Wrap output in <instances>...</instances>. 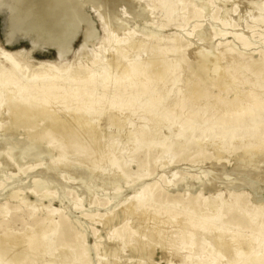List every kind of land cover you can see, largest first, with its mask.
<instances>
[{"label": "bare ground", "instance_id": "6f19581e", "mask_svg": "<svg viewBox=\"0 0 264 264\" xmlns=\"http://www.w3.org/2000/svg\"><path fill=\"white\" fill-rule=\"evenodd\" d=\"M187 1L199 2V7L194 8L195 12L192 16L186 17V20L195 21L187 35L202 38L199 20L204 17L209 8L203 7L201 0H149L152 5L151 8H161L168 13L170 18H173L176 9H179ZM86 2L92 3L90 0H86ZM115 2L117 3V0ZM251 4L256 8L260 6L258 0H254ZM91 6L97 20L104 24L106 32L110 34L112 47L110 49L102 48L103 53L95 67L83 66L82 59L79 57L75 65L66 69L65 72L73 70V73L68 77H65L62 69L53 65L34 62L33 69L35 70L51 69V75L45 84L35 83L26 77L19 79L21 83L17 84L18 89L12 91L11 88H5L7 83L11 84V82H5L1 86L4 93L0 94V109L6 110L12 126L10 131H16V128L20 127L27 137L34 140L33 148H38L41 141L45 140L48 146L56 148L60 154L65 153L71 156L73 160L80 159V162H87V158H94V155L99 151L102 132L120 128L123 129V136H125L121 150H132L134 154L140 152L149 154L152 147L155 148V145H159L162 147L159 156L171 151L170 159H173L179 150L192 142L194 145L193 152L199 151L200 145L215 133L218 127L213 122L202 128H194L186 122L191 119L196 110L217 106L216 108L221 107L224 116L232 119L223 122L227 126L232 122L239 123L242 121L238 128L228 126L229 128L226 130L225 127H222L221 133L228 132L229 139L231 135L235 137L241 133L242 139H240L238 146L247 154L243 141L254 142V133L261 124V122L255 121L256 114L254 116L249 115L254 114H250V112L255 106L264 103V86H259L257 82L253 83V89L257 90L255 93L244 91L239 87L242 92L240 95L236 92L232 99L218 96L212 98L208 87L216 88L219 93L228 94L230 92L228 86L233 82L250 81L247 73L264 74L263 63L262 65L250 63L242 58L237 62L231 57L228 46L218 50L216 47L209 46L206 50L202 48L195 49L193 52L190 50L195 66L193 68L185 66L184 69L178 70L181 65L185 64V57L179 52L178 46H181L182 42L177 41L176 37L163 39L159 43L160 35L152 34L151 36L148 33V35L135 40L134 33L125 30L122 35L124 38L115 41L116 29H114L115 27L112 29V27L114 25L120 28L119 23L116 22L118 17L107 16L105 12L99 9L100 6L93 4ZM82 8L83 5L77 3L76 0H51L50 7L40 14L41 21L51 23V25L48 24L49 29L58 32L64 29H62L64 23L73 26L77 19L83 18L86 32L83 45L80 46V52L88 41L87 32L91 24L88 17L82 12ZM29 9L26 7V10ZM9 11L12 14L13 10ZM25 16L24 14L23 19ZM214 19L211 17L209 21L213 27V33L208 36L210 40L215 38L223 40L229 35L232 38V46H236L241 51L250 50V43L244 35V31L222 32L215 27ZM9 20L10 22L14 21L13 25L10 23L12 29H24L31 25L30 22L18 23L15 21L16 18L12 16L9 17ZM258 22L263 23L264 19L258 20ZM225 23L222 21L223 26L226 25ZM76 27L75 29H77ZM163 27V24L157 26L158 29ZM151 37L155 38V43L151 41ZM260 37L264 45V33ZM62 39L64 38L62 37ZM32 47L33 49L36 48L34 42H32ZM60 49L62 51V48ZM57 54L59 57L64 55L59 51ZM3 56L16 64L18 68L16 73L22 76L23 73L18 67L20 64L14 59L13 54L3 52ZM223 62L227 63L226 67H223ZM209 64L212 66L207 68ZM226 69L229 71L227 75L225 74ZM185 71L189 73V76L186 77L184 83H181L180 75L182 73L185 75ZM209 71L213 74L212 77L208 75ZM0 73L3 74V71L1 70ZM9 79L15 80L7 77L6 81ZM212 80L223 83L219 86L212 85ZM12 84L15 85V83ZM180 84L183 85L180 86ZM210 98L215 101V104L210 101ZM134 116H138L137 120L142 121L145 125H136L132 121ZM235 129L238 132L231 134ZM163 133L171 136L163 137ZM189 133H197L199 136L190 141L186 137ZM112 135L115 134L112 133ZM261 140H264V136H261ZM114 147L116 146L112 145L111 148L102 146L104 153L97 155V157L102 156V161L116 165L118 162L116 156L121 150ZM146 160H149V157ZM157 161L156 163H158ZM147 165V161L140 163L138 172L144 170ZM171 182V180L163 181L167 186ZM34 183L39 182L34 181ZM174 183L173 181L172 185ZM33 192L38 194L41 199L51 196V194H45L36 188ZM228 195L229 198L225 199L222 198V193L207 197L201 194L194 196L188 194L168 200L163 198L161 193L155 189L147 197L143 196L135 200L127 213H133L141 219L138 228L140 233L143 234V228L151 225L153 229L148 231V235L149 238L154 239L155 243L162 244V241H165L163 243L165 247H172L171 244H177L184 250V262L195 257L196 260L193 261L194 263L191 262L192 264H219L223 257H228L227 253L233 252L231 253L234 258L233 263L240 261V264H264V203L253 206L249 202L248 195L244 192H230ZM12 197L17 198L16 194H12ZM20 201L27 209L33 205L23 197L20 198ZM109 202L106 200V203L99 205L107 206ZM59 214L60 219L56 222L52 220L51 216H47L45 219H34L31 216L33 218L32 228L34 229L32 232L30 231L31 227L16 230L10 228L6 223H1L0 264H28L22 261L25 255V247L43 252L45 248L49 247L50 241H45L46 239L42 234H48L50 229L52 232H58L53 243L60 244L64 248L60 254L52 257L53 259L50 260L49 264H64L69 263L70 260L75 261V264H91L86 257L89 248L85 244V236L83 234L72 235L68 229L65 230V218L61 212ZM2 216L4 220L9 218L7 213ZM83 216L89 220L94 217L92 214ZM111 221L112 219L106 213L105 220H98L97 222L102 223V226L105 227L109 226ZM155 223L157 224L155 225ZM114 232L115 236L118 235L119 237L120 231L114 230ZM114 239L116 240V238ZM209 244H212V248L210 251H206ZM66 245L68 246L66 247ZM144 245L140 247L142 248ZM96 248L97 246L93 247L94 250ZM171 256L174 258V255ZM178 256L180 257V255ZM108 260L110 261V259ZM230 261H232L231 258L227 263L232 264ZM187 263L189 262L185 264Z\"/></svg>", "mask_w": 264, "mask_h": 264}, {"label": "rangeland", "instance_id": "374dc122", "mask_svg": "<svg viewBox=\"0 0 264 264\" xmlns=\"http://www.w3.org/2000/svg\"><path fill=\"white\" fill-rule=\"evenodd\" d=\"M76 1L83 5L82 12L91 22L90 29L87 32L88 41L81 52L80 46L83 45L86 32L83 18L77 19L76 24L73 26L64 23L62 26V29H64L61 32L53 31L49 29L51 23H44L40 18V14L50 7L51 0H0V7L4 6L0 8V72L3 71V74L0 73V94L4 93L1 86L8 81L11 84L7 83L5 88H11L12 91L18 89V83H21L19 79L26 77L32 79L35 83L45 84L52 71L51 69L35 70L33 69L34 62L46 63L62 69L65 77L73 73V70L65 71L71 65H75L79 57L82 59L83 66L95 67L96 62L103 53L102 48L110 49L112 42L104 24L97 20L91 4L100 6L99 9L105 12L107 16L118 17L116 22L119 23L120 28L114 25L112 27V29L114 27L116 29L114 33L117 35L115 41L124 38L122 35L125 30L133 32L135 40L148 35V33L151 36L152 34L160 35L159 43L163 39L176 37L177 41L182 42V45L178 48L179 52L185 57V64L181 65L178 70L180 68L184 69L185 66L193 68L195 63L191 55L192 52L199 48L206 50L209 46L216 47L217 50L228 46L231 57L237 62L242 58L250 63L264 64V45L260 37L264 33V22H258V20L264 19V0H258L260 2L258 8L251 4L254 0H201L203 7L209 8V11L199 20L201 26L199 30L202 32V34L200 32L202 38L187 35L195 21L192 19L186 20V17L192 16L195 12L194 8L199 7V2L187 1L179 9L177 8L175 16L170 18L168 13L161 10V8H151L152 5L149 0H117V3L115 0H111V3L110 0H90L92 3H87L86 0ZM26 7L30 9L26 10ZM9 10H13L12 14ZM24 14L26 16L23 19ZM11 16L15 17V21L18 23L30 22V27L12 29L14 21L10 22L9 17L11 18ZM211 17L215 18V27L222 32L244 31V35L250 43V50L241 51L236 46H232V38L229 35L223 40H220V38L210 40L208 36L213 33V27L209 22ZM222 21L226 22L225 26L222 25ZM159 24H163L164 27L158 29ZM46 32L48 33L46 34ZM45 34L48 36L46 37ZM151 41L155 43V38H152ZM32 42L36 44L35 49L32 47ZM60 48H62V51ZM58 51L64 55L59 57ZM3 52L13 54L14 59L20 64L18 67L23 73L22 76L16 73L18 69L16 64L4 57ZM222 64L223 67L227 66L226 62ZM211 66L209 64L207 68ZM248 68L247 70H249ZM228 73L229 71L226 69L225 74ZM208 75L212 77L213 74L209 71ZM188 76L187 71H185V75L182 73L180 75L181 83H184ZM247 76L250 79L249 82H233L228 86L230 89L228 94L225 92L219 93L216 88L212 87H208V91L212 98L218 96L232 99L236 92L239 95L242 92L239 87L244 91L255 93L257 90L253 89V83L257 82L259 86H264V74L247 73ZM7 77L15 80L9 79L6 81ZM12 83H15V85ZM222 83L211 81L212 85L217 86ZM182 85L180 84V86ZM212 98H210V101L215 104ZM216 107L211 106L210 108L196 110L191 119L186 122L194 128H202L212 122L217 124V130L200 145L199 151L193 152L194 145L192 142L179 150L173 156V159H170L171 151L159 156L162 150L159 145H155V148L152 147L149 154L145 152L134 154L132 150H121L125 136H123V129L118 128V130L110 129L102 132L101 147H99V151L94 155V158L86 159L88 163L80 162V159L73 160L71 156L65 153L60 154L56 148L48 146L45 140L41 141L38 148H33L34 140L27 137L20 127H17L16 131H10V128H12L10 119L6 110L1 108L0 224L6 223L10 228L16 230L31 227L30 231L32 232L34 230L32 228L33 218L45 219L47 216H51L52 220L56 222L59 221V212H61L65 218L66 224L63 223L65 230L68 229L72 235L83 234L85 236V244L89 248L86 257L91 264H109V262L110 264L194 263L195 257L184 262L185 251L177 244H171L173 246H170V249V247L164 246L165 241H162V244H159V242H156V244L154 239L149 238L148 231L153 229L151 225L148 226L149 228H143V234L140 233L138 228L141 219L133 213H127V211L132 207L131 204L135 200L143 196L147 197L155 189L161 193L163 198L168 200L177 199L179 195L186 196L189 194L194 196L201 194L207 197L215 196L216 193H222V198L228 199V193L230 192H244L248 195L249 202L253 206L264 203V140H261V136H264V103L258 104L250 112V114H254L249 116L256 114L255 121L261 122V124L258 123L260 127L254 133V142L243 141L247 154L238 146L240 139H242L241 133L235 137L231 135L230 139L228 138V132L221 133L222 127H225L226 130L229 128L228 126L238 128L242 121L239 123L232 122L227 126L223 122L232 119L223 115L221 107ZM124 117L126 118V115ZM137 117L134 116L132 121L138 126H144L145 124L138 121ZM237 132L238 130L235 129L231 134ZM112 133L115 135H112ZM169 136L171 135L163 133V137ZM198 136L197 133L186 135L190 141L198 138ZM112 145L116 146L114 148L121 150L116 156L118 161L116 165L102 161V156L97 157V155L104 153L102 146L111 148ZM147 157H149V160H146ZM145 161L148 162L147 167L138 172L140 163ZM167 180L172 181L169 186L163 183ZM34 181L39 183L35 184ZM173 181L175 183L172 185ZM34 188L45 194H51V196L41 199L38 194L33 192ZM12 194H16L17 198L12 197ZM22 197L33 205L27 209L20 201ZM106 200L110 201L107 206L99 205L106 203ZM5 213L9 215L6 220L2 216ZM106 213L112 221L109 226L103 227L102 223L97 221H104ZM86 214H92L93 219L89 220L83 216ZM114 230L120 231L119 237L118 235L115 236ZM57 233V231L52 232L50 229L48 234H42L46 239L45 241H50L49 247L45 248L43 252L26 246L22 261L28 264H49L50 260L53 259L52 257L60 254L64 248L60 244L53 243ZM108 235L109 237H107ZM141 245H144V247L141 248ZM94 246H97L96 250L93 249ZM69 248L72 250L71 247ZM211 248L212 244H209L206 251H210ZM176 253L178 254L175 255ZM231 253H227L228 257H223L222 262L219 264H228L230 258L232 260L230 263L240 264V261L233 263L234 258ZM171 255H174V258ZM64 264H75V261L70 260L69 263Z\"/></svg>", "mask_w": 264, "mask_h": 264}]
</instances>
